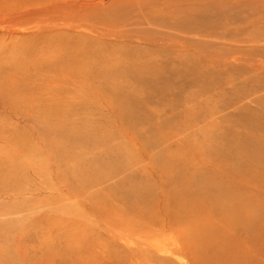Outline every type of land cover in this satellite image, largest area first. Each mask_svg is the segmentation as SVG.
Wrapping results in <instances>:
<instances>
[{"label": "rangeland", "instance_id": "obj_1", "mask_svg": "<svg viewBox=\"0 0 264 264\" xmlns=\"http://www.w3.org/2000/svg\"><path fill=\"white\" fill-rule=\"evenodd\" d=\"M0 264H264V0H0Z\"/></svg>", "mask_w": 264, "mask_h": 264}, {"label": "bare ground", "instance_id": "obj_2", "mask_svg": "<svg viewBox=\"0 0 264 264\" xmlns=\"http://www.w3.org/2000/svg\"><path fill=\"white\" fill-rule=\"evenodd\" d=\"M213 198H214V197H213ZM220 198H221V197H218V198H216V200L218 201Z\"/></svg>", "mask_w": 264, "mask_h": 264}]
</instances>
